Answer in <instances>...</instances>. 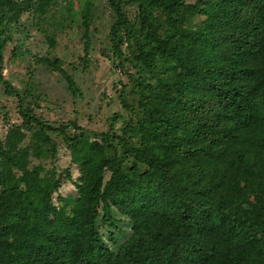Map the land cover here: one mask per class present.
Listing matches in <instances>:
<instances>
[{
  "label": "trees",
  "instance_id": "1",
  "mask_svg": "<svg viewBox=\"0 0 264 264\" xmlns=\"http://www.w3.org/2000/svg\"><path fill=\"white\" fill-rule=\"evenodd\" d=\"M63 2L0 0V85L23 120L0 141V264H264V0H109L130 119L93 136L42 121L25 107L32 88L4 76L9 26ZM92 9L80 13L86 55ZM38 62L80 94L61 59ZM53 136L80 174L59 205L73 179Z\"/></svg>",
  "mask_w": 264,
  "mask_h": 264
},
{
  "label": "rangeland",
  "instance_id": "2",
  "mask_svg": "<svg viewBox=\"0 0 264 264\" xmlns=\"http://www.w3.org/2000/svg\"><path fill=\"white\" fill-rule=\"evenodd\" d=\"M88 1L64 0L45 18L24 14L19 22L12 23L9 26L11 40L4 55V76L22 95L29 87L32 88V94H25V107L32 109L46 123L59 126L76 121L91 136L107 132L115 123L120 133L130 119V113L123 108L120 100L123 84L128 80L125 72L118 67L119 60L114 55L109 37L116 17L109 7V0H90L94 17L90 27L91 49L86 55L80 13ZM124 11L134 23L138 17L137 5H125ZM48 37L54 38V47H51ZM16 48L19 56L13 58ZM123 50L128 56L126 46ZM43 57L63 61V68L74 78L79 95L74 96L68 91L66 81L59 73L38 62ZM126 67L131 70L129 65ZM18 106V99L6 96L4 87L0 85V141L4 140L11 125L23 122ZM115 115L118 118L113 121ZM69 132L74 133V130ZM53 139L59 145L55 161L57 171L62 173L68 169L73 179L65 182L54 195V202L59 205L60 196H78L75 183L80 174L79 168L71 163L63 140L56 136ZM32 161L33 165L43 162L47 168L51 166L49 161Z\"/></svg>",
  "mask_w": 264,
  "mask_h": 264
}]
</instances>
